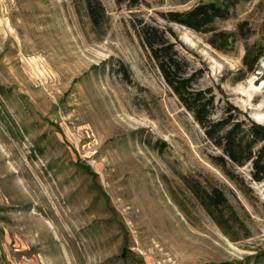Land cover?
Instances as JSON below:
<instances>
[{"label":"rangeland","instance_id":"obj_1","mask_svg":"<svg viewBox=\"0 0 264 264\" xmlns=\"http://www.w3.org/2000/svg\"><path fill=\"white\" fill-rule=\"evenodd\" d=\"M0 0V264H264V182L221 155L166 84L132 20L172 29L176 49L228 104L264 126V58L238 81L246 44L264 47V0H241L219 31L253 34L222 52L160 13L218 0ZM228 197L248 238L232 241L185 179Z\"/></svg>","mask_w":264,"mask_h":264},{"label":"trees","instance_id":"obj_2","mask_svg":"<svg viewBox=\"0 0 264 264\" xmlns=\"http://www.w3.org/2000/svg\"><path fill=\"white\" fill-rule=\"evenodd\" d=\"M121 3L122 0H117ZM132 6H136L138 1ZM241 0H218L202 2L192 9L178 12L160 13V18L168 24H177L196 33L209 35L208 43L215 49L225 52L230 50L237 38L248 40L253 34L248 21L238 25L237 31H219L215 27L218 20L226 21L232 17L233 10ZM88 15L97 31L103 29L107 22L106 10L101 0H85ZM132 28L138 36L142 47L155 63L163 79L181 104L194 116L204 130L208 140L219 150L221 155L213 157V162L224 174L238 186L245 184V177L235 173L233 167L250 166V177L254 182H264V126L249 117L235 115L230 104L224 109L223 116L214 119L216 96L209 89L196 88L199 74L190 73L189 65L180 58L176 49L172 29L147 22L143 18L132 20ZM264 58V47L257 44H246L243 57V69L239 71L238 81L244 76L254 74ZM185 183L201 207L212 221L232 241H239L247 231L236 209L225 193L217 188H205L200 181L185 179ZM252 259L264 260V250ZM247 261L246 264H250ZM256 262L261 261H253ZM264 262V261H262Z\"/></svg>","mask_w":264,"mask_h":264}]
</instances>
